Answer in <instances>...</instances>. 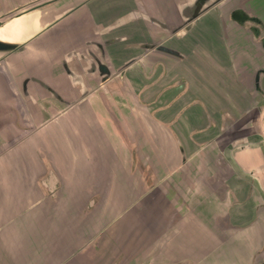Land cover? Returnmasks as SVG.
<instances>
[{"label":"crops","instance_id":"1","mask_svg":"<svg viewBox=\"0 0 264 264\" xmlns=\"http://www.w3.org/2000/svg\"><path fill=\"white\" fill-rule=\"evenodd\" d=\"M31 1L0 0L1 20ZM103 4L100 8L105 10ZM125 5L113 4L112 10L124 9ZM129 5L132 4L127 3L128 9ZM74 13L43 28L32 40H25V49L0 54V264H56L58 240L67 232L71 236L76 230L73 226L83 222L96 204L90 207L89 201L120 198L119 135L105 137L99 127L100 133L79 128L86 127L88 115L98 122L89 112V100L106 86L98 83L97 75H89L83 58H78L87 52L89 40L99 41L97 32L91 29H96L97 24L101 27L103 16L94 15L86 23L75 17L66 21ZM224 17L215 22L225 24L228 18ZM85 31L89 35H84ZM226 36L215 41L230 45L229 34ZM219 45L217 42L215 48ZM241 58L232 55L236 65L232 70L246 81L249 73L246 64L238 62ZM85 88L87 93L81 96ZM188 123L194 127L195 123ZM193 132L177 140L186 157L180 161L187 168L196 166V160H191L192 156L188 159L187 152L193 155L198 150L215 151L208 148V140L198 147V138L185 137L194 136ZM202 132L201 136L205 134ZM241 156L244 159L239 160L240 168L253 170L261 163L258 154L248 150ZM203 162L199 176H190L187 170L178 181V193L183 192L182 184L188 191L183 198L189 201L192 213L188 217L179 213L173 240L177 256L182 252L183 258L191 259L193 264H264V190L258 193L262 197L256 195L254 179L245 183V195L241 191L213 190L209 178L223 174L228 161L220 165L214 160ZM50 175L53 190L47 184ZM68 242L73 246L72 239ZM71 258L67 255L61 261Z\"/></svg>","mask_w":264,"mask_h":264},{"label":"rangeland","instance_id":"2","mask_svg":"<svg viewBox=\"0 0 264 264\" xmlns=\"http://www.w3.org/2000/svg\"><path fill=\"white\" fill-rule=\"evenodd\" d=\"M80 1L62 0L44 7L43 10L77 6ZM126 1L111 0L107 3L103 0H91L79 7L74 19L87 22L97 11L103 10L100 8L103 7V3L105 5L114 3L116 7H121L120 5H125ZM236 1H242L244 6L249 5L252 10L264 14V0H232L235 3ZM131 6L129 5V8ZM124 7V10L128 9L127 5ZM155 9L153 7V10ZM164 16L171 20L167 15ZM12 18H8L2 32L4 36L0 35V37L18 39L17 37L21 35L23 29L18 27H22L24 22H19L16 26L18 29L13 30L10 23L17 19L11 20ZM202 27L206 25H200L198 29L201 30ZM154 35V41L164 37V34ZM238 36L235 30L232 35H229L230 54L242 56L241 62L237 60L240 64H246L249 79L243 80V88L235 84L227 87L224 92L225 97L230 98L226 101L217 96V93L207 98L204 103L194 104L191 98L184 100L181 91L175 85L178 76L171 71L176 61L164 59L155 53L152 56L154 67L165 64L166 72L154 71L152 82L146 81L138 72L139 78L132 76L126 83H120L122 89L120 88L118 92H113L105 86L106 88L101 89V94L90 98L89 112L96 120L98 119V122L88 115L85 120L86 127L79 128L83 130L90 128L87 130L97 133H100L99 129L102 128L106 133L105 137L115 134L117 138L119 135L122 148L120 155L122 165L118 174L121 182L120 198L115 200L112 197L99 198L95 201V206L87 216H84L83 222L73 226L76 230L72 232V235L70 236L67 232L60 241L58 240L56 264H112L115 261H118L117 264H167L183 258L185 255H181L182 252L177 256L173 240L177 235L176 224L180 222L179 213L188 217V213H192V207L188 205L189 201L183 198L188 192L183 184V190H181L183 192L178 193L180 192L178 181L180 178L182 181L187 170L190 176L192 174L199 176L201 169L199 166L203 165L205 160L217 161L219 165L224 160L228 161L225 172L222 170L223 174H213L209 178L213 190L228 191V193L241 191L245 195L247 190L245 183L254 179L256 181L254 192L262 197L260 194L264 190L262 187L264 182V96L253 90L251 75L253 69L264 66V58L261 57V61L259 57L253 55L252 50L254 51L258 46H251L250 43L248 45L249 40L245 35H242V40ZM212 42L216 45L218 41L214 39ZM143 64L145 62L142 61V67ZM168 72L169 77L162 79L170 88L162 93L161 76ZM132 74H136L135 71ZM156 83H159L158 87L155 86ZM148 85H152L151 91L145 89ZM216 89L219 91L220 88ZM183 108L186 109V113L180 116ZM202 108L208 109L212 117L209 122L204 120ZM197 118H199L198 121ZM190 120L197 121L194 131L200 133V137H197L198 135L185 137L198 138V147L208 140L211 142L208 148H213L215 151L211 153L208 150H198L193 155L187 152L188 159L192 156L191 160L193 158L196 160L195 167L187 168L180 161L181 155L176 141L179 138L182 140L184 134L189 135L188 132L191 130L186 132L185 129L191 128L188 126ZM77 122L78 120H74L75 124ZM97 123L99 125H96ZM209 124L210 130H204ZM202 130L205 131L203 136H201L204 133L201 132ZM237 139H243V145L233 146V142ZM105 146L107 147L106 143ZM247 150L258 154L257 157L261 162L253 170L238 166L239 160L244 159L241 156L242 153ZM110 153L108 154L111 156ZM107 195V192L104 193L106 198ZM71 239L73 246L69 242L66 244ZM67 255H71L72 258L62 263L61 259Z\"/></svg>","mask_w":264,"mask_h":264},{"label":"flooded vegetation","instance_id":"3","mask_svg":"<svg viewBox=\"0 0 264 264\" xmlns=\"http://www.w3.org/2000/svg\"><path fill=\"white\" fill-rule=\"evenodd\" d=\"M39 1L31 5L37 4ZM89 1L91 0H81L77 6H74L73 9H69L66 12L65 16L55 20V22H52L50 24H54L57 21L61 20L62 18L67 17L66 15L73 13L79 7H82L87 3H89ZM231 1L232 0H223L220 2V4H222L223 2H224L223 4H227ZM128 2L133 4V6L129 8L130 9L129 11L138 9L143 13H146L148 15H153L157 19L162 20V22L170 23L171 25L180 24L183 20V18L180 15H178L179 11L177 12L178 8L175 5L176 0H154L153 6L151 5L152 4L151 1H148L149 2L148 4L146 2L144 3L142 0L141 1L133 0ZM153 7H155L156 9L153 10ZM106 8L107 5L104 6V9ZM123 10L124 9H121L120 11L122 12L126 11ZM102 13L103 10H100V12L96 13L95 15L104 16V14ZM208 13L209 15L207 16ZM208 13L203 17V19L198 16L194 21H192L194 25L192 24L191 26H189V28L187 29L180 28L174 32H169L167 29L161 28L149 20L137 18L134 19V20H138L137 22H135L134 20L127 22L126 24L116 26V28L113 31H109L108 33L107 32L105 33L101 29V27L103 26L101 25V27H99V24H97V22L95 21V24L98 25L97 28L100 31L97 32V34L99 36V41L101 43H104V41H111V39H114L113 42L111 41L108 45L103 47L104 48L103 61L110 71L109 79L106 80L105 82L107 89L110 88L112 89L113 92L116 91L118 92L121 88L119 83H123V84L126 83L128 80H131L132 76L133 78H139V76L137 75L138 72L143 76L144 79H146V81L151 80V82L154 71H160L162 73L166 72V68H164L166 66L165 64L155 65L154 67V61L152 60V56L155 53L157 55L164 57V59L166 58L168 60L171 59L176 61V65L175 67L173 66V70L171 71L175 72V75L178 76L177 79L175 80V85L177 88H179L178 90L181 91V95L184 98V100L185 98H191L194 104L204 103L206 102L207 98L216 95V93L217 96L224 99L225 101L226 99L230 98L229 96L225 97L224 92L226 88L232 87L234 84L237 87L243 88L244 81L242 79L241 74L234 75L233 73L232 68L236 67V65H234L232 56L230 54V47L228 45L227 40H225V42H227L226 44L224 43L223 40L222 41L218 40V44L220 42V45L217 48L213 47L214 42L212 45V40L220 39V38L222 39L227 37L226 35H228L227 32L225 31V27H223L222 24L216 23L221 19V18L218 19V17L224 16L225 14L224 9L215 6ZM164 15H167L169 18H171V20L165 18ZM74 17H75V13L72 16H70L66 21L70 22ZM16 19H17L16 21H12L10 23L11 27L13 28V30H16L18 28L23 29L21 35H19L22 36V34L26 31V26L28 24V21L25 22V17H18ZM207 19L213 20V22H211L213 28L211 23H207L208 22ZM196 20H200V21L202 20L203 24H205L206 27H202L201 30L198 29V26L203 24L202 21L201 23L197 24L200 21L195 22ZM21 21L24 22V25L22 27L20 26L17 28L16 26H18L19 25L18 23ZM86 30H88V28ZM3 31H4V27L0 29V35H2ZM154 34H160V35L164 34L163 35L164 37H161L162 38L161 40L157 39L156 41H154L155 39ZM84 35H89V33L86 32ZM0 39L15 41V39L11 40L2 37H0ZM153 44L165 46L166 48L175 51V53L165 50H160L156 48V46H149ZM86 45L88 46V44ZM86 50L87 47H85V52ZM142 61L145 62V64H143V67H142ZM95 70H98V68H96ZM133 71H135L136 74L131 75ZM221 75L223 76L221 77ZM163 77L164 79L165 77H169V72L167 74L166 73L163 74L161 76V79ZM161 81L162 82L160 83L161 85L160 88H162V93L165 90L168 91L170 87L169 88L167 87V83L164 82L163 79ZM130 82L132 83V81ZM155 86L158 87L159 83H156ZM125 87H123V89H125ZM151 88H153L152 85H148L147 87H145L146 90L148 89L150 91ZM216 88H220L219 91ZM200 89L201 90L205 89V91L202 92ZM207 110L203 109L202 116L204 120H207L209 122V120H211L212 117ZM185 113H186V109L183 108V111H181L179 115L181 116L184 115ZM224 115H226V112H224ZM198 119L199 118H197L196 120L198 121ZM190 121H192V123H195L194 124L195 127L197 121L194 120H190ZM192 127L193 126H191V128ZM194 127L192 129L193 131L194 129L196 130V128ZM210 128L211 127L209 124L206 126L204 130L207 129L210 130ZM193 134L195 136L200 135V133L196 131H194ZM176 262L177 264H193L191 259H187V258H181L174 262H168L167 264H173V263L176 264Z\"/></svg>","mask_w":264,"mask_h":264},{"label":"water","instance_id":"4","mask_svg":"<svg viewBox=\"0 0 264 264\" xmlns=\"http://www.w3.org/2000/svg\"><path fill=\"white\" fill-rule=\"evenodd\" d=\"M37 1L39 0H33L31 2H28L27 4H25L26 6L24 5L23 8H16L15 9L17 11L16 14L12 13L3 20H1L0 18V29L4 27L8 18L10 17H13L11 20H14L18 17H25V20L28 21V24L26 26V31L22 34V36L17 37L18 39H15V41L0 39V54L9 53L11 51H17V50L20 51V50L25 49L26 48L25 40H28V39L32 40L33 36L38 34L43 28H46L47 26L50 25V23L55 22V20L65 16L66 12L69 9L74 8V6L70 5L69 7H66V6L59 7V8L55 7V8H49L48 10H43L44 7L49 6L52 3L62 1V0H40L37 4L31 5ZM103 1L104 2L107 1V3L111 2V0H103ZM142 1L148 4L149 3L148 1L152 2L153 0H142ZM221 1L223 0H176L175 5L178 8L177 12L179 11L178 15H180L183 18L182 22L176 25H171L170 23L162 22V20L157 19L155 16L143 13L142 11L138 9L131 10V11H129L130 9H127L125 12H122L120 10L113 11L112 6H110L114 4L112 3L110 5H107V8L102 13L104 14V16L102 17L104 24L102 23L103 27H101V29L103 32L108 33L109 31H113L116 28V26L126 24L127 22L133 21L134 19L138 18V19L149 20L153 22L154 24L158 25L159 27L167 29L169 32H174L180 28L187 29L192 24L194 25L192 21H194L198 16L203 19V17L213 7L217 6L218 8L221 7L222 9H224L225 11L224 16L228 18V21L225 22V24L224 23L222 24L223 27H225V31L229 35H232L233 30H235V32L239 34L238 38L240 40L243 37L242 35H245L249 40V42L247 43L248 45L250 43L251 46H254V47L258 46L257 49L255 48L254 50L255 52L252 50L253 55L256 57H259L260 59L261 57L264 58V14H260L258 11L252 10L249 5L244 6L242 4V1L241 2L236 1V3L231 1L227 4H223L224 3L223 2L222 4H220ZM127 3L128 1H126V5ZM109 6L110 8H108ZM208 15L209 13L207 14V16ZM28 17L30 19H28ZM134 21L137 22L138 20H134ZM198 21L200 20H196L195 22H198ZM201 21L198 22L197 24L201 23ZM230 23L232 24L233 29L230 28V25H229ZM99 27H100V24H99ZM84 28L81 27L80 30L84 31L85 30ZM92 30H94L92 33L100 32L99 29L97 30V28L91 29V31ZM5 39H8V38H5ZM11 40H14V39H11ZM111 41L113 42L114 39H111ZM111 41H104V43H101L100 41L91 39L89 40V42L86 43L88 44L87 52L85 54L84 53L79 54L78 56L79 60L83 58L82 61L84 64H86V66H84L86 68V72L89 75L98 76L99 84L105 83L106 80L109 79L110 71L103 61V54H104L103 47L108 45ZM149 46H156V48L160 50H165V51L175 53V51H172L171 49H168L162 45L153 44ZM1 58H3V56ZM63 62H64V67L68 71L66 67L67 60L64 59ZM96 68H98V70H95ZM74 77L76 79L79 78L75 75ZM251 85H252L253 90L256 93H260L261 95L264 96V66L256 67L253 70L252 75H251ZM48 90L54 95H56V93H54L51 89H48ZM86 93H87V89L85 88V89H82L80 95L84 96ZM176 143L179 149V153L181 155V159L184 161L186 157L184 154L183 146L179 141H176ZM243 143H244L243 139H237L233 142V146L243 145ZM47 184L49 185V189L53 190L54 180H53L52 175L49 176ZM94 203H95L94 200L89 201V206L91 207L92 205H94ZM117 263L118 261H115L112 264H117Z\"/></svg>","mask_w":264,"mask_h":264}]
</instances>
